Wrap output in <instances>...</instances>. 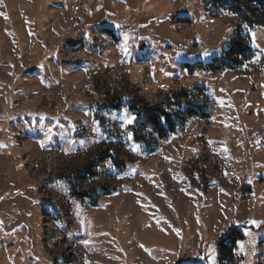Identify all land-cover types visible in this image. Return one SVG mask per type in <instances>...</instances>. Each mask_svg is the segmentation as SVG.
Instances as JSON below:
<instances>
[{
	"label": "rangeland",
	"instance_id": "rangeland-1",
	"mask_svg": "<svg viewBox=\"0 0 264 264\" xmlns=\"http://www.w3.org/2000/svg\"><path fill=\"white\" fill-rule=\"evenodd\" d=\"M219 1L0 0V264H264V28ZM194 102L166 140L131 109Z\"/></svg>",
	"mask_w": 264,
	"mask_h": 264
},
{
	"label": "trees",
	"instance_id": "trees-1",
	"mask_svg": "<svg viewBox=\"0 0 264 264\" xmlns=\"http://www.w3.org/2000/svg\"><path fill=\"white\" fill-rule=\"evenodd\" d=\"M219 2L221 4H226L229 11L235 14L249 29L253 26L264 28V0H220ZM239 5L242 7L240 8ZM106 32L115 38L111 31L106 30ZM232 57H239L241 61L235 60L231 65L227 61ZM251 57L252 55L246 47L236 44L233 40L222 52L220 58L214 57L213 60L217 61L216 64H213L212 62H195L192 64L183 63L182 67L186 69L188 73H192L195 68L200 69L203 72L216 71L219 69L222 70L223 68L232 69L234 66L248 61ZM177 106L182 113L181 117L176 115L173 116L160 106L131 107V109L133 110L136 119H138L143 125L150 127L160 140H166L169 136L174 135L189 118H197L201 120L210 118L209 112L197 102L192 103L191 106H187L183 103H179ZM250 142L254 148H260L264 145V126H262L255 136L251 138ZM150 150H152V148ZM106 157L110 158L109 156L104 155V157L97 158L96 162H102ZM114 165L119 167L116 161H114ZM95 166L96 163L91 164V168H94ZM93 176H95L94 172L85 170L78 179H85ZM244 190L248 191L249 188L246 186ZM77 196L85 197L86 195ZM243 224L244 223L240 224V226H243ZM242 239L243 235L238 232L236 228H232L227 234L222 235L218 242V250L220 252L227 250V253L231 254L236 241Z\"/></svg>",
	"mask_w": 264,
	"mask_h": 264
},
{
	"label": "snow or ice",
	"instance_id": "snow-or-ice-1",
	"mask_svg": "<svg viewBox=\"0 0 264 264\" xmlns=\"http://www.w3.org/2000/svg\"><path fill=\"white\" fill-rule=\"evenodd\" d=\"M205 55H207V53H205ZM135 119L134 117H132L131 119H128V123H132V120ZM250 223H252L254 226H259L258 222L255 221H251ZM242 247V245L240 246Z\"/></svg>",
	"mask_w": 264,
	"mask_h": 264
}]
</instances>
